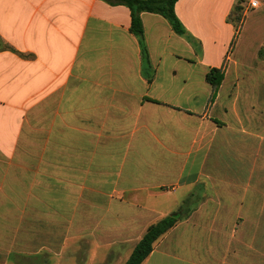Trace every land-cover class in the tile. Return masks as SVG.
Segmentation results:
<instances>
[{
    "label": "crops",
    "instance_id": "0c3cea01",
    "mask_svg": "<svg viewBox=\"0 0 264 264\" xmlns=\"http://www.w3.org/2000/svg\"><path fill=\"white\" fill-rule=\"evenodd\" d=\"M237 2L178 0L186 35L141 13L148 82L128 7L0 0V264H125L191 195L141 264L259 258L264 137L236 102L263 5L236 30Z\"/></svg>",
    "mask_w": 264,
    "mask_h": 264
},
{
    "label": "trees",
    "instance_id": "16d2710c",
    "mask_svg": "<svg viewBox=\"0 0 264 264\" xmlns=\"http://www.w3.org/2000/svg\"><path fill=\"white\" fill-rule=\"evenodd\" d=\"M109 5L117 6L124 5L131 11V27L130 31L134 34L140 44L142 62L144 64L145 73L147 74L148 82H151L154 76V71L150 62L146 42L144 38V28L141 20V13L148 12L159 14L166 18L174 32L178 35H186V30L175 13V5L178 0H102ZM242 0H238L234 10L230 14V22L233 23L236 30H238V23L240 22L242 8ZM214 90H217L221 81L222 75L220 70H211L206 77ZM193 195L185 199L177 211L169 214L160 221L151 224L140 242L133 250L130 258L125 264H141L152 252L154 243L166 232L172 229L178 222L187 217L193 207Z\"/></svg>",
    "mask_w": 264,
    "mask_h": 264
},
{
    "label": "rangeland",
    "instance_id": "374dc122",
    "mask_svg": "<svg viewBox=\"0 0 264 264\" xmlns=\"http://www.w3.org/2000/svg\"><path fill=\"white\" fill-rule=\"evenodd\" d=\"M260 1L263 7L259 10V13L261 14V18L263 19H261L258 22L259 24L256 25L264 27V0ZM244 3H242L241 5L242 8ZM250 10L251 9H249L247 13H249ZM240 14L241 18L240 22L238 23V27L241 29L244 20H242V12H240ZM243 50V57L241 58V61L245 66H243L241 70L239 69L238 74L241 80V85L251 84L253 86V90L241 87L236 106L245 111L246 121L254 123L255 129L257 130L256 133L264 137V43H262L261 45L258 44L255 46V48H251L249 50L246 45ZM251 74H253L254 76H249ZM261 184L263 187L264 179L261 180ZM193 200V205L199 202L198 197L193 198ZM261 236L262 242L259 258L257 260L255 259V262L252 263V254L245 253L243 257L244 264H264V231L262 232ZM254 258H256V255L254 256Z\"/></svg>",
    "mask_w": 264,
    "mask_h": 264
},
{
    "label": "built area",
    "instance_id": "2783aa9c",
    "mask_svg": "<svg viewBox=\"0 0 264 264\" xmlns=\"http://www.w3.org/2000/svg\"><path fill=\"white\" fill-rule=\"evenodd\" d=\"M251 6L254 7L255 6V3H251Z\"/></svg>",
    "mask_w": 264,
    "mask_h": 264
}]
</instances>
